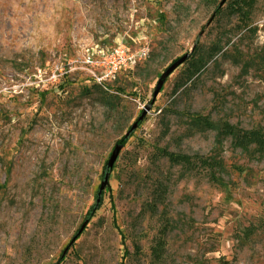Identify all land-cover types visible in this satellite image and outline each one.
<instances>
[{
    "label": "rangeland",
    "instance_id": "374dc122",
    "mask_svg": "<svg viewBox=\"0 0 264 264\" xmlns=\"http://www.w3.org/2000/svg\"><path fill=\"white\" fill-rule=\"evenodd\" d=\"M197 116L264 132V0H0V264H264V153Z\"/></svg>",
    "mask_w": 264,
    "mask_h": 264
},
{
    "label": "trees",
    "instance_id": "16d2710c",
    "mask_svg": "<svg viewBox=\"0 0 264 264\" xmlns=\"http://www.w3.org/2000/svg\"><path fill=\"white\" fill-rule=\"evenodd\" d=\"M244 3L246 4L248 2L244 1ZM236 9H238L242 14H245V11H243L242 8H240V5H238ZM201 58L202 57L200 56V54L197 55L194 58L193 62L190 64L191 74L199 73L203 69ZM194 121L196 125L201 129H215L217 131L218 136H231L232 142L236 147L247 148L251 144H255L257 150L261 153H264V132L260 129L247 131L242 128H239L238 126H233L228 123L215 124L207 116H197V118ZM168 156L173 161H176L186 166H192L196 164L194 156H190L186 154H173V153H169ZM216 163H218L216 157L209 156L206 158H202L199 164L212 165ZM170 227H171L170 220L165 215L163 220V226L159 230L158 235L156 237L155 245L152 248V255L156 259H161L165 253L167 246L166 236Z\"/></svg>",
    "mask_w": 264,
    "mask_h": 264
},
{
    "label": "built area",
    "instance_id": "2783aa9c",
    "mask_svg": "<svg viewBox=\"0 0 264 264\" xmlns=\"http://www.w3.org/2000/svg\"><path fill=\"white\" fill-rule=\"evenodd\" d=\"M146 56V49L129 50L124 46L113 48L101 55L98 61L91 62L99 68V73L95 74L97 83L106 86V82L111 81L121 70L136 66Z\"/></svg>",
    "mask_w": 264,
    "mask_h": 264
},
{
    "label": "water",
    "instance_id": "95a60500",
    "mask_svg": "<svg viewBox=\"0 0 264 264\" xmlns=\"http://www.w3.org/2000/svg\"><path fill=\"white\" fill-rule=\"evenodd\" d=\"M226 0H222V4L225 3ZM187 59V56H182L181 58L177 59L173 64H171L167 70L162 74L161 76V79L159 80L158 84H157V87H156V90H155V93H154V96H156L158 94V92L161 90L165 80L167 79V77L179 66L181 65L182 63L185 62V60ZM122 149V144H117L114 148V150L112 151V154L109 158V161H108V167L109 168H112L115 161L117 160L118 158V155L120 153ZM108 177V176H107ZM106 177V178H107Z\"/></svg>",
    "mask_w": 264,
    "mask_h": 264
}]
</instances>
